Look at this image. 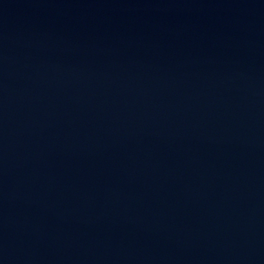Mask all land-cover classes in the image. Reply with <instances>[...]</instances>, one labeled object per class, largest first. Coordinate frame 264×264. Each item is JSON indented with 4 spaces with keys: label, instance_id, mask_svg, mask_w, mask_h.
<instances>
[{
    "label": "water",
    "instance_id": "water-1",
    "mask_svg": "<svg viewBox=\"0 0 264 264\" xmlns=\"http://www.w3.org/2000/svg\"><path fill=\"white\" fill-rule=\"evenodd\" d=\"M0 264H264V0H0Z\"/></svg>",
    "mask_w": 264,
    "mask_h": 264
}]
</instances>
